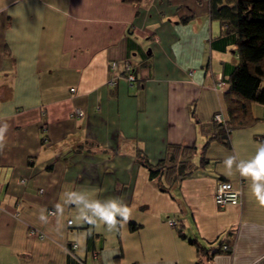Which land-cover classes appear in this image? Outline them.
Instances as JSON below:
<instances>
[{"label":"crops","instance_id":"1","mask_svg":"<svg viewBox=\"0 0 264 264\" xmlns=\"http://www.w3.org/2000/svg\"><path fill=\"white\" fill-rule=\"evenodd\" d=\"M123 62L136 80L108 85ZM237 63L207 0H0V264H264V207L224 165L264 143V106L229 147L202 150ZM171 145L191 173L151 180L146 166H166ZM219 180L239 204H215ZM68 192L118 199L129 220L111 232L83 223Z\"/></svg>","mask_w":264,"mask_h":264},{"label":"trees","instance_id":"2","mask_svg":"<svg viewBox=\"0 0 264 264\" xmlns=\"http://www.w3.org/2000/svg\"><path fill=\"white\" fill-rule=\"evenodd\" d=\"M128 5H137L143 0H121ZM210 16L219 22L222 33L233 38L238 63L225 80L227 88L223 94L224 116L217 121L214 114L210 121V134L203 147L215 141L229 147V133L251 125L256 119L252 106H264V0H207ZM169 155L166 166L160 161L156 166H146L149 177L154 180L165 176L174 183L191 173L192 165L185 154L178 158L177 146H168ZM193 151V148H191ZM190 151V152H191ZM202 152V154H204ZM187 159V160H186ZM201 163H206L204 157ZM130 231L141 226L129 222ZM179 235L183 237L182 233ZM195 244V241H191Z\"/></svg>","mask_w":264,"mask_h":264},{"label":"clouds","instance_id":"3","mask_svg":"<svg viewBox=\"0 0 264 264\" xmlns=\"http://www.w3.org/2000/svg\"><path fill=\"white\" fill-rule=\"evenodd\" d=\"M8 125L0 126V151L4 148L5 132ZM235 155H230L224 160L226 168L231 169L235 164L236 171L241 177L250 181V192L255 197L261 207H264V143L258 145L256 154L249 160L239 159ZM225 175L232 176L231 172ZM225 188L230 185H225ZM67 204L76 205L78 219L88 225H106L107 231L118 230L120 221L127 222L130 217V208L118 199L100 200L86 197L81 192H68L65 194ZM56 211L62 213L63 208L60 204L56 205ZM120 218L118 220L117 218ZM40 220L47 222V217L41 214Z\"/></svg>","mask_w":264,"mask_h":264},{"label":"built area","instance_id":"4","mask_svg":"<svg viewBox=\"0 0 264 264\" xmlns=\"http://www.w3.org/2000/svg\"><path fill=\"white\" fill-rule=\"evenodd\" d=\"M123 74H118L117 76H112L110 80L108 81V85L115 86L116 85V78L120 77V75L124 76L126 81L129 83H133L136 80V76L134 75V72L128 62H123ZM111 73L116 72L118 70V63L115 61H112L109 65ZM220 83V82H219ZM218 83V86L221 88L220 84ZM71 118H82L84 117V112L79 108H73L72 112L70 114ZM215 119L217 121L221 120V116L217 114L215 116ZM225 185H230V187L225 188ZM41 192V190H40ZM240 201V192L239 190L235 189L232 184L229 181L226 180H219L216 185V190L214 193V202L219 207H224L227 205H237ZM50 215H53V211H49ZM71 221H68V224H70ZM169 223L172 225L173 221H169ZM28 235H36V232L33 229L28 230ZM39 238H43V234H38ZM77 247V245L73 244L71 246L70 250H74ZM223 251H230V248L226 245L222 246Z\"/></svg>","mask_w":264,"mask_h":264},{"label":"rangeland","instance_id":"5","mask_svg":"<svg viewBox=\"0 0 264 264\" xmlns=\"http://www.w3.org/2000/svg\"><path fill=\"white\" fill-rule=\"evenodd\" d=\"M219 84H220V83H219ZM220 86H221V88H222V86H223L222 83L220 84Z\"/></svg>","mask_w":264,"mask_h":264}]
</instances>
